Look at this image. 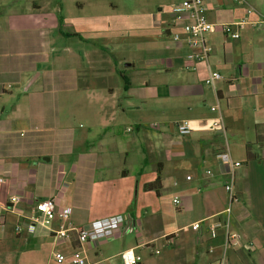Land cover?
Wrapping results in <instances>:
<instances>
[{
    "label": "crops",
    "instance_id": "crops-1",
    "mask_svg": "<svg viewBox=\"0 0 264 264\" xmlns=\"http://www.w3.org/2000/svg\"><path fill=\"white\" fill-rule=\"evenodd\" d=\"M179 1L168 9L137 13L120 28L131 33L130 39L123 38L128 48L149 51L154 41L165 51H149L140 68L134 58H124L130 60L125 69L133 70L125 91L134 98L129 109L146 106L160 124L136 121L128 127L141 137L133 146L134 140L117 129L126 111L119 110L121 102L104 74L114 69L128 82L117 66L116 35L103 21L106 16L65 15L61 0H0V203L19 194V209L33 216L37 198L53 197L81 227L116 214L140 225L133 233L81 244L75 232L56 237L57 220L50 228L29 232L24 225L17 232L15 225L24 221L10 213L0 227V264H72L57 261L55 251L80 252L85 264H123L121 252L129 247L142 256L140 264H208L222 257L229 264H251L249 259L264 264V0H207L208 17L217 27L206 36L208 57L194 69L185 67L192 50L188 34L174 23L172 5ZM242 19L244 26L235 27L239 38L224 33L222 23ZM176 31L181 39L170 40ZM97 35L104 40L97 41ZM151 35L158 38L150 40ZM85 59L98 72L93 83L84 82ZM214 70L222 78L207 84ZM104 84L107 90L101 89ZM93 89L100 91L99 110L93 124L79 131L72 126L73 114L59 110L58 94ZM176 112L189 120L188 134L178 132ZM93 129L103 135L100 131L89 139ZM109 129L113 140L104 142ZM223 151L241 165L223 162L218 156ZM135 153L139 166L131 171L128 163ZM159 168L157 194L145 184L157 178ZM230 181L238 198L232 202L228 230L238 235L234 239L217 225L230 203ZM167 197L176 211L166 207ZM175 197L180 204L173 202ZM195 222H200L197 229Z\"/></svg>",
    "mask_w": 264,
    "mask_h": 264
},
{
    "label": "built area",
    "instance_id": "built-area-1",
    "mask_svg": "<svg viewBox=\"0 0 264 264\" xmlns=\"http://www.w3.org/2000/svg\"><path fill=\"white\" fill-rule=\"evenodd\" d=\"M207 0H181L172 5V13L175 16L174 23L183 27L187 32V41L192 50L187 53L185 67L187 69H194L195 64L208 57L210 47L207 45L206 36L208 33L216 30L217 24L211 21L207 14ZM246 23L245 19L238 20L231 23H222V29L224 33L232 38H239V28L243 27ZM264 24V19L260 22ZM235 27H238L236 29ZM181 32H174L173 39H181ZM222 78V74L219 71H210L206 77L205 82L212 84L216 79ZM212 110H217L215 106H212ZM176 127L180 134H188L191 130L189 120L182 119L176 123ZM218 156L223 162H230L232 166L241 165L240 161H235L231 158L230 154L226 151L220 152ZM191 178L190 175L187 176ZM226 189L229 193L230 203L223 210L225 216L224 221L219 222L217 225H223L227 231L230 226V215L232 212V202L237 200V195L234 189L233 181L226 184ZM22 197L19 194H13L6 204L0 203V227H4L7 222L8 214H16L23 219V223H17L15 229L17 232H21L25 226L29 232H34L39 226L50 228L53 221L57 220L58 225L53 228L54 235L58 238H68L71 232H75L78 241L83 244L86 241L99 240L115 235H123L127 233H133L140 229L139 223L136 222L129 215L116 214L106 217H102L93 220L89 226L81 227L74 224L71 220V211L69 208H58L56 201L53 197L37 198L35 207L37 209V215H26L18 207V203ZM175 204H180L178 197L173 198ZM25 225V226H24ZM200 227V222H195L193 228ZM228 239H234L238 237L236 234H230L227 232ZM148 244V243H147ZM152 250V248H151ZM155 252H159L156 250ZM123 264H140L142 256L138 254L133 247L125 248L121 252ZM54 258L57 261L68 260L72 264H85L87 259L81 255L80 252L68 256L60 251L54 252ZM208 264H229L226 257H222L214 262Z\"/></svg>",
    "mask_w": 264,
    "mask_h": 264
},
{
    "label": "rangeland",
    "instance_id": "rangeland-1",
    "mask_svg": "<svg viewBox=\"0 0 264 264\" xmlns=\"http://www.w3.org/2000/svg\"><path fill=\"white\" fill-rule=\"evenodd\" d=\"M174 0H61V3H63V13L65 15L70 16H78L80 18L88 15L89 13H98L101 16H106V19L103 20L106 24H109L111 28L114 30L116 39H115V45H117L116 49V58L118 61L117 66L118 68L123 69L124 75L131 76L130 74H133V70H127L125 69L126 64L130 60H124L125 57L127 58H134V63L136 67L140 68V66L143 63H146L147 56L150 52V54H160L162 49H158V44L154 41L149 45L151 47L149 51L147 49H140V48H128V46L124 45V36L125 39H130L131 37L129 34L130 32H121V29L124 25H130L131 20L134 19V17L138 14H141L143 12L148 11H157L159 7L165 6L166 9L170 7V4ZM79 4H82L81 7L78 6ZM138 13V14H137ZM152 33V32H149ZM112 34V33H110ZM147 34H145L146 36ZM150 40H156L158 37L155 35L149 36ZM95 39L99 42H102L104 40L103 36H95ZM170 40H174L173 37L169 38ZM73 49L75 50L76 47V41H73ZM79 44V43H77ZM88 47L87 45H85ZM76 51V50H75ZM85 53V52H84ZM63 54V53H62ZM72 60H69L67 63ZM87 59L83 62V71H85L84 82L93 83L94 77H96L95 74H98V72H95L94 69L91 68L90 64H87ZM117 63V62H116ZM82 71V72H83ZM114 69H109V71H105L104 74H108V82L110 85L113 86L114 92H115V100H119L121 102V107L119 110H125L123 120L119 123L117 126V129H120V133L122 137L133 139L132 145L136 146L141 141V137L137 135V131L128 132L126 129L128 127L132 128L134 126V123L136 121H142L145 125H149L151 122V125L156 123L158 126L159 120L155 118L150 111L146 109V106H144L142 109H129V106H132L133 102H130V100L134 99L132 97H126L125 91L128 89V85L130 84V78L128 77V82L124 81L123 77L119 73H113ZM89 73V75H88ZM91 74V75H90ZM93 75V76H92ZM92 76V77H91ZM105 79V78H102ZM97 81V80H96ZM137 84L138 82L134 81L133 84ZM107 84H104L103 86H100L101 89L107 90L106 86ZM94 85H92L90 88L92 89ZM95 89V88H94ZM94 89L92 91H81V90H72V91H63L58 94V105L60 106L59 110H66L68 114H73L71 118L72 126H74L77 130H87L88 127H90V124H93L92 118H94L96 114V110H99V104L101 102V98L99 96L100 91L94 92ZM63 111V113H64ZM172 111V110H170ZM173 119H179L182 120L186 117L185 114H181V112H176V114L173 116ZM101 130L99 129H93V132L89 139H92L94 137L97 138L98 132ZM101 135H103L102 131L100 132ZM113 131L107 130L106 135L103 136L101 139H104V142H107L109 140H113L112 136ZM141 135V134H140ZM185 135V134H184ZM183 136V135H182ZM176 138H180L177 136ZM99 140V139H98ZM135 156L132 157L131 160L128 163V169L131 171H135L138 166L139 162H137V156L138 153L133 154ZM137 155V156H136ZM169 197L166 198L167 208L172 211L173 205L169 204ZM174 211H176L175 208H173ZM187 216V213H186ZM249 259V258H248ZM251 264H258L257 260L249 259L247 260Z\"/></svg>",
    "mask_w": 264,
    "mask_h": 264
},
{
    "label": "trees",
    "instance_id": "trees-1",
    "mask_svg": "<svg viewBox=\"0 0 264 264\" xmlns=\"http://www.w3.org/2000/svg\"><path fill=\"white\" fill-rule=\"evenodd\" d=\"M246 149H247V152L249 154V158L254 157V154L251 151V144L250 143H248L246 145ZM161 187H162V178H161V169L159 168L158 169L157 178L154 181H152V182L146 183L145 184V188L148 189V190L153 189V190H155L157 192V194H160ZM177 258L180 261L181 254H178Z\"/></svg>",
    "mask_w": 264,
    "mask_h": 264
}]
</instances>
